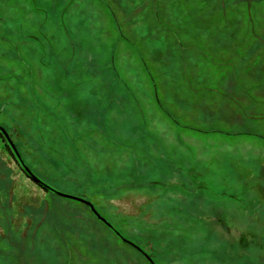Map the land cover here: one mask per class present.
<instances>
[{"label": "rangeland", "instance_id": "rangeland-1", "mask_svg": "<svg viewBox=\"0 0 264 264\" xmlns=\"http://www.w3.org/2000/svg\"><path fill=\"white\" fill-rule=\"evenodd\" d=\"M0 122L157 264H264V0H0ZM3 139L0 264H152Z\"/></svg>", "mask_w": 264, "mask_h": 264}, {"label": "water", "instance_id": "water-1", "mask_svg": "<svg viewBox=\"0 0 264 264\" xmlns=\"http://www.w3.org/2000/svg\"><path fill=\"white\" fill-rule=\"evenodd\" d=\"M0 133L3 134L4 138H5V142L11 147V150H12V154L14 155L15 159L18 160V162L20 163V167L22 168V170L24 172H26V174H28L35 182H37L38 184H40V186L42 185L44 188L46 189H50L53 191V193H58L60 195H63V196H67L68 197H71L73 199H77V200H80V202H83L85 204L88 205V207L93 211L94 215L100 219L101 221L105 222L107 224V226L111 227V229L116 233L118 234L122 239H124V241H127L131 244L134 245V247H138L142 252L143 254L145 255V257L147 259H149L150 263L152 264H157L155 262L154 259H152V257L148 254V252L141 246L137 245V244H134V242L132 240H130L129 238L125 237L123 234L120 233V230L118 229L117 225L110 221V220H107V218L105 216H103V214L99 211L98 208H96L94 206V202L92 199L90 198H87L85 196H79L77 194H72V193H66L64 191H61L55 187H53V185L49 184L48 182L44 181L42 178L40 179L39 175L36 174L32 169L31 167L28 165V162H26L25 158H23L22 154H21V150L19 148V146L16 144V142L13 140V137L11 136V133L7 130V128L5 127V125L0 122Z\"/></svg>", "mask_w": 264, "mask_h": 264}, {"label": "trees", "instance_id": "trees-1", "mask_svg": "<svg viewBox=\"0 0 264 264\" xmlns=\"http://www.w3.org/2000/svg\"><path fill=\"white\" fill-rule=\"evenodd\" d=\"M177 118H175V121H177L176 120ZM178 122V121H177ZM2 136H3V134L2 133H0ZM3 138H4V136H3ZM3 141H4V144L9 148V150H10V154H11V156L15 159V157H14V155L12 154V150H11V147L5 142V138L3 139ZM20 148V147H19ZM21 150V149H20ZM16 161H17V163L19 164V167H20V163L18 162V160L17 159H15ZM21 168V167H20ZM22 169V168H21ZM26 175H28V174H26ZM29 176V175H28ZM85 204V203H84ZM87 205V204H86ZM87 207H88V205H87ZM89 208V207H88ZM90 209V208H89ZM91 210V209H90ZM92 211V210H91Z\"/></svg>", "mask_w": 264, "mask_h": 264}]
</instances>
